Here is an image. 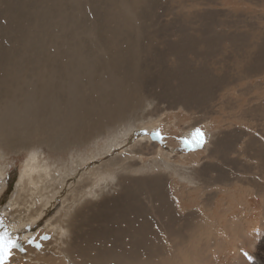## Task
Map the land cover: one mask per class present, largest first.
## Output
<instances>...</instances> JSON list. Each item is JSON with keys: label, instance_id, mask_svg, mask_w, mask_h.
Returning <instances> with one entry per match:
<instances>
[{"label": "rangeland", "instance_id": "obj_1", "mask_svg": "<svg viewBox=\"0 0 264 264\" xmlns=\"http://www.w3.org/2000/svg\"><path fill=\"white\" fill-rule=\"evenodd\" d=\"M177 1H155L140 21L125 14L143 24L127 48L139 52L149 93L131 122L66 151L0 143V231L17 245L6 255L0 246V264H264V0ZM97 16L89 21L101 24L106 44V17ZM30 28L16 33L10 24L5 57L11 38L19 40L13 53L21 52V32ZM89 51L88 59H99ZM32 71L34 83L46 81ZM196 129L202 146L186 145ZM157 130L164 145L150 137ZM129 178L156 187H134ZM7 216L23 225L9 229Z\"/></svg>", "mask_w": 264, "mask_h": 264}, {"label": "bare ground", "instance_id": "obj_2", "mask_svg": "<svg viewBox=\"0 0 264 264\" xmlns=\"http://www.w3.org/2000/svg\"><path fill=\"white\" fill-rule=\"evenodd\" d=\"M68 1L67 3V0H28L27 2H23V0H0V4L5 6L4 11L0 13V143L3 147L17 151L21 148L29 149L35 143H39L46 144L51 149H57V151H66L75 146L86 144L91 142L94 137H101L100 135L111 129V127L114 128L131 122V118H135L139 111V98H142L143 93L149 94L146 91L147 86L141 78L143 76V73L140 72L141 59L137 58L139 52L133 46L127 48L129 44L138 42L133 33L140 37L143 34V24H140V22L139 25L131 23L129 18L125 17V14L130 15L131 18L136 16L139 20L144 11H146L145 14H148V10L156 8V4L151 5L155 1L158 2V0H94L99 2L95 8L94 6L91 7V0ZM70 3H73V7H69ZM101 5L106 8V10L102 9V11H105L104 14L101 12ZM183 5H180V7H183ZM16 7H20L21 10L16 11ZM117 8L121 10L119 16L116 13ZM99 13H101V16L105 15L106 17V19L104 18V22H106L105 31H103L109 35L106 44L102 43V33H99L101 24L96 23L95 20L92 23L89 21L94 16L98 17L97 14ZM29 23L31 25L30 31L25 34L21 32L23 36H20L21 39L26 38V45H23L21 52L13 53L15 51L13 39L17 40V37L11 38L9 46L12 55H6L5 57L4 53L9 48L7 28H10V24H14L16 27L14 31L19 33L20 27ZM86 25L87 27H85ZM16 33L14 35H17ZM57 33H60V35L56 36ZM84 35H90L93 38L87 41ZM59 39L61 40L60 43L58 42ZM17 44L21 45V43ZM89 49L99 59L94 58L95 56L94 59H88L91 58L89 57L91 54L88 53ZM70 51L77 53V56L72 58ZM100 52H103V54L99 55ZM86 54L89 55L86 57ZM21 55L25 59H18ZM83 57L84 59H82ZM17 61H25L26 65L22 66ZM32 70L38 72L41 70V73L43 71V77L47 78L46 81L44 79L43 83H34L31 80L33 77L29 76ZM141 108L142 106L140 111H142ZM31 166L33 165L31 164L29 168ZM129 179L127 181L134 187L140 184H146L148 190L149 187H156L153 183L144 180L135 181L134 185L133 181ZM156 182L158 184V181ZM77 191L79 193L80 189ZM83 192L80 191L81 195ZM32 197L35 198V195ZM41 201L40 203H43ZM49 202L47 203L49 204ZM11 209L13 210V208ZM90 209L92 210V208ZM23 215L29 216L27 209L22 212L21 216ZM9 217H6L9 220V226H13L9 229H18L23 225L22 221L24 220L20 221L22 224L19 226V221H13L14 219ZM27 218L30 222V218L34 217L30 215ZM11 230H8L7 227L5 229L7 232H11ZM141 233L143 234V232ZM92 249L95 250L96 248ZM0 254L1 257L3 253ZM122 256L123 259H136L138 255ZM110 261H113V258ZM120 261L115 259L113 262L115 264H125L123 260ZM100 263L104 262L101 261Z\"/></svg>", "mask_w": 264, "mask_h": 264}, {"label": "snow or ice", "instance_id": "obj_3", "mask_svg": "<svg viewBox=\"0 0 264 264\" xmlns=\"http://www.w3.org/2000/svg\"><path fill=\"white\" fill-rule=\"evenodd\" d=\"M204 142L203 134L199 129H196L192 135L190 140H185L184 143L186 145H195V146H202ZM2 224H0V229H2ZM7 236L6 233L0 231V246H2L3 253L6 255L9 248L16 247L17 245L12 244L10 239H5ZM47 239V237H46ZM35 247L39 248L40 245L35 244V241H30Z\"/></svg>", "mask_w": 264, "mask_h": 264}, {"label": "water", "instance_id": "obj_4", "mask_svg": "<svg viewBox=\"0 0 264 264\" xmlns=\"http://www.w3.org/2000/svg\"><path fill=\"white\" fill-rule=\"evenodd\" d=\"M150 137H151V139H152L154 142H158L159 144L164 145L163 136H162V134H161L160 131L157 130V131L151 133ZM46 237H47V239H46ZM42 239H43L44 241H48V240L50 239V237L46 235V236H44Z\"/></svg>", "mask_w": 264, "mask_h": 264}, {"label": "clouds", "instance_id": "obj_5", "mask_svg": "<svg viewBox=\"0 0 264 264\" xmlns=\"http://www.w3.org/2000/svg\"><path fill=\"white\" fill-rule=\"evenodd\" d=\"M251 259V258H250Z\"/></svg>", "mask_w": 264, "mask_h": 264}]
</instances>
